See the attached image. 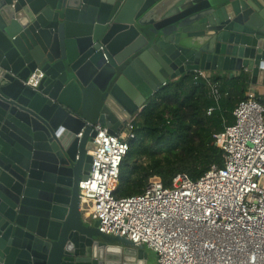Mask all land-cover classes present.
<instances>
[{"label": "water", "instance_id": "95a60500", "mask_svg": "<svg viewBox=\"0 0 264 264\" xmlns=\"http://www.w3.org/2000/svg\"><path fill=\"white\" fill-rule=\"evenodd\" d=\"M195 70L264 85V0H0V264H147L82 217L79 183L95 124L118 134Z\"/></svg>", "mask_w": 264, "mask_h": 264}, {"label": "built area", "instance_id": "2783aa9c", "mask_svg": "<svg viewBox=\"0 0 264 264\" xmlns=\"http://www.w3.org/2000/svg\"><path fill=\"white\" fill-rule=\"evenodd\" d=\"M194 72L218 99L211 71ZM43 76L37 70L26 84L37 87ZM138 114L118 134L94 125L97 147L87 151L92 169L79 183L85 218L97 221L101 233L154 250L155 264H264V94L250 90L233 110L235 122L214 134L222 165L196 180L179 173L170 187L154 175L141 193L116 197Z\"/></svg>", "mask_w": 264, "mask_h": 264}, {"label": "trees", "instance_id": "16d2710c", "mask_svg": "<svg viewBox=\"0 0 264 264\" xmlns=\"http://www.w3.org/2000/svg\"><path fill=\"white\" fill-rule=\"evenodd\" d=\"M211 80L219 84L218 99L209 83L196 79L192 71L160 87L147 100L134 122L116 197L141 193L154 175L170 187L179 173L196 180L212 165L223 164L214 134L235 122L233 110L247 97L250 80L245 72L229 77L212 74Z\"/></svg>", "mask_w": 264, "mask_h": 264}, {"label": "crops", "instance_id": "0c3cea01", "mask_svg": "<svg viewBox=\"0 0 264 264\" xmlns=\"http://www.w3.org/2000/svg\"><path fill=\"white\" fill-rule=\"evenodd\" d=\"M213 72H215V73H213ZM244 72L247 74V76L250 80L249 85H248V89H247V93L250 90H257L259 93L264 94V85L254 84L252 82V75L247 70H243L242 72H238V71H211L212 74H218V75L226 76V77H229L232 75H239L240 73H244ZM88 118L91 121L95 120V117H88ZM84 218H85V216H84Z\"/></svg>", "mask_w": 264, "mask_h": 264}, {"label": "rangeland", "instance_id": "374dc122", "mask_svg": "<svg viewBox=\"0 0 264 264\" xmlns=\"http://www.w3.org/2000/svg\"><path fill=\"white\" fill-rule=\"evenodd\" d=\"M213 73H215V72H213ZM137 99L140 102L141 107H143L145 105V103H147V99H145V98H142L140 96H137ZM82 215H83L82 217L84 218V211H82ZM85 220L88 221V222H90V223H92V224L95 223V221H93L91 219H89V220L85 219ZM144 249H145V251H146V253L148 255V262H147V264H155L156 263V258H157L156 252L154 250L148 248V247H145Z\"/></svg>", "mask_w": 264, "mask_h": 264}]
</instances>
